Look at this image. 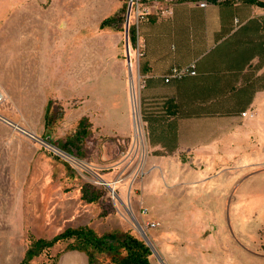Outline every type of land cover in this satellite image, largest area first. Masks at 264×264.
Here are the masks:
<instances>
[{
	"label": "rangeland",
	"instance_id": "rangeland-1",
	"mask_svg": "<svg viewBox=\"0 0 264 264\" xmlns=\"http://www.w3.org/2000/svg\"><path fill=\"white\" fill-rule=\"evenodd\" d=\"M18 4L28 8L4 10ZM130 5V0H0V91L5 96L0 108V264H22L33 241L50 242L78 227L98 235L135 236L151 248V264H264V125L243 141L247 151H232L233 167L221 161L212 166L221 177L217 181L233 178L226 193L215 194V204L146 203L143 184L146 179L148 194L150 178L145 177L149 157L141 115L139 24ZM65 6L67 13L57 12ZM48 20H61L66 27L57 32L46 26ZM9 21L26 24L36 42H8L15 32ZM114 42L124 62L128 103L121 83L109 90L101 80L87 92L76 79L85 68V53L89 67L97 70L103 44L109 53L106 67L113 68ZM65 62L73 76L62 84L58 77ZM14 72L31 76L35 89L19 94L10 85L2 90L3 78ZM135 110L143 148L135 138ZM117 128L131 136L107 135ZM105 182L116 184L115 199ZM149 222L161 225L151 228ZM178 222L193 228L184 233H191L185 241L179 238L183 234L176 236ZM168 232L175 235L167 239ZM69 244L45 247L28 264H88V256L71 251ZM93 255L97 264L112 260L109 253Z\"/></svg>",
	"mask_w": 264,
	"mask_h": 264
},
{
	"label": "crops",
	"instance_id": "crops-1",
	"mask_svg": "<svg viewBox=\"0 0 264 264\" xmlns=\"http://www.w3.org/2000/svg\"><path fill=\"white\" fill-rule=\"evenodd\" d=\"M145 1L150 5L152 15L139 25L140 93L153 122L151 130L145 123L149 157L145 177L150 178V182L149 192L145 194L144 180L143 194L147 204L170 206L174 201L209 206L216 203L212 200L217 199L215 194L226 193L228 182L233 179L227 176L223 181H217L221 177H217L218 172L213 174L212 166L221 161L233 167V159L229 157L232 151H247L248 143L243 144V141L248 142L254 129H263L264 0ZM202 3L208 5L203 7ZM26 8L28 6L18 4L6 6L4 10L21 12ZM38 8L41 9L39 5ZM68 8L72 13L71 6ZM64 10L57 12L67 13L66 6ZM85 11L87 15V7ZM46 23L57 32L65 24L61 20ZM7 25L15 29L8 37L10 43L34 44L38 39L35 34L26 32L28 26L23 22L9 21ZM117 46L114 42L113 68L106 67L109 53H105L103 44L97 50L101 57L97 70L93 71L95 65L89 67L90 54L85 53V68L81 74H76V79H81L79 85L87 87V92H90V86L95 89L93 84H100L101 80L109 90L121 83L128 103V81ZM190 66H196V76L165 83L164 79L172 69ZM63 67L58 82L65 84L73 73L69 74L66 62L61 69ZM48 74L47 69L45 75ZM10 85L15 86L19 94L35 89L33 78L18 72L3 78L2 90H7ZM201 93H208L205 103L200 101ZM169 98L173 100L172 105L180 104L178 112L176 108L172 109L175 114L168 112L170 105L166 101ZM112 112L109 114L114 117L115 110ZM107 135L131 136L130 131L118 128ZM153 171L160 173L153 177ZM202 172L209 174L211 179L204 180ZM163 220L168 222L170 219ZM188 230L193 228L178 222L176 236L183 234L179 238L185 241L191 234H184ZM173 235L168 232L167 239Z\"/></svg>",
	"mask_w": 264,
	"mask_h": 264
},
{
	"label": "trees",
	"instance_id": "trees-1",
	"mask_svg": "<svg viewBox=\"0 0 264 264\" xmlns=\"http://www.w3.org/2000/svg\"><path fill=\"white\" fill-rule=\"evenodd\" d=\"M186 68L188 67L174 68L167 76L171 75L174 70L180 71ZM195 71L197 75L196 66ZM189 76L193 75L187 73L181 77L172 78L169 82H166V78L164 81L169 84L177 81H183ZM172 101L173 100L170 98L166 101V104L170 105L168 112L170 113L173 108H176L178 112L180 104L177 103V105L174 106L171 104ZM200 101L201 103L208 101V93H201ZM175 113L171 112V114ZM141 115L143 121L149 125L148 127L151 130L153 117L147 110L144 100L141 101ZM60 242H70L69 249L71 251L86 254L89 258L90 264H97V260L93 255L95 252L109 253L112 257L109 264H151L150 258L152 256V250L144 241L130 234L124 236H117L114 234L98 235L88 227L68 228L50 242H46L44 240L33 241L22 264H28L30 259L41 254L45 247L50 248Z\"/></svg>",
	"mask_w": 264,
	"mask_h": 264
},
{
	"label": "built area",
	"instance_id": "built-area-1",
	"mask_svg": "<svg viewBox=\"0 0 264 264\" xmlns=\"http://www.w3.org/2000/svg\"><path fill=\"white\" fill-rule=\"evenodd\" d=\"M131 5H130V11L131 14H134V18L136 19L137 23L140 25V22L148 18L149 16L152 15V10L149 4L145 0H130ZM207 3H202L201 6L205 7L207 6ZM191 74V75H196L195 71V66H190L186 69L183 70H174L173 73L169 76H166V82H169L170 79L176 78V77H181L185 74ZM5 99L4 94L0 91V108ZM136 112H134V122L136 123ZM243 116H246V113L243 114ZM0 119H3V116L0 114ZM136 138V136H135ZM137 142V141H136ZM139 143V142H138ZM142 148L144 147V134L142 136V143H139ZM113 193V197L115 199V195L117 196L116 189L109 184L108 182L104 183ZM143 215H147V210L143 208ZM161 225L160 222H149L148 226L151 228H158Z\"/></svg>",
	"mask_w": 264,
	"mask_h": 264
},
{
	"label": "bare ground",
	"instance_id": "bare-ground-1",
	"mask_svg": "<svg viewBox=\"0 0 264 264\" xmlns=\"http://www.w3.org/2000/svg\"><path fill=\"white\" fill-rule=\"evenodd\" d=\"M135 109H137L136 107H135ZM135 112H136V115H138L137 114V110H135ZM20 127V126H19ZM135 136H136V141L137 142H139V143H142V136H143V131H142V126H141V121H140V119H139V116L136 118V123H135ZM18 129V128H17ZM21 131V130H20ZM34 137V136H33ZM32 137V138H33ZM66 155V154H65ZM77 163V162H76ZM109 184H111L115 189H116V184H114L113 182L112 183H110V182H108ZM140 229H141V231H142V228L141 227H139ZM139 229V230H140ZM143 235H145L144 233H143Z\"/></svg>",
	"mask_w": 264,
	"mask_h": 264
},
{
	"label": "water",
	"instance_id": "water-1",
	"mask_svg": "<svg viewBox=\"0 0 264 264\" xmlns=\"http://www.w3.org/2000/svg\"><path fill=\"white\" fill-rule=\"evenodd\" d=\"M127 57H128V62H129V64H130V53H129V49H128V44H127ZM23 132L26 133L28 136L33 137L32 134H29V133H27V132L24 131V130H23ZM142 234H143V233H142Z\"/></svg>",
	"mask_w": 264,
	"mask_h": 264
}]
</instances>
